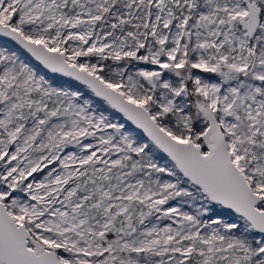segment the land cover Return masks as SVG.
Returning <instances> with one entry per match:
<instances>
[{
	"label": "snow or ice",
	"instance_id": "snow-or-ice-1",
	"mask_svg": "<svg viewBox=\"0 0 264 264\" xmlns=\"http://www.w3.org/2000/svg\"><path fill=\"white\" fill-rule=\"evenodd\" d=\"M0 264H264V0H0Z\"/></svg>",
	"mask_w": 264,
	"mask_h": 264
}]
</instances>
